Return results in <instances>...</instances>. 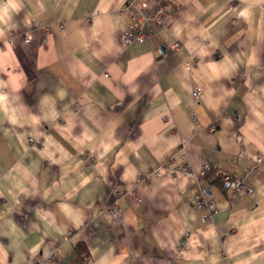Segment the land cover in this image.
Instances as JSON below:
<instances>
[{
    "label": "crops",
    "instance_id": "0c3cea01",
    "mask_svg": "<svg viewBox=\"0 0 264 264\" xmlns=\"http://www.w3.org/2000/svg\"><path fill=\"white\" fill-rule=\"evenodd\" d=\"M127 1L0 0V264H264V0Z\"/></svg>",
    "mask_w": 264,
    "mask_h": 264
},
{
    "label": "built area",
    "instance_id": "2783aa9c",
    "mask_svg": "<svg viewBox=\"0 0 264 264\" xmlns=\"http://www.w3.org/2000/svg\"><path fill=\"white\" fill-rule=\"evenodd\" d=\"M179 0H131L127 1L122 10L126 12L130 17V24L124 31L123 41L128 44L132 41H142L146 37L150 36L149 31H144V25L152 23L154 26H160L163 24V18L168 13L173 5H175ZM153 4V7L151 5ZM151 8V9H150ZM25 40H29V35L25 34ZM179 45L178 41L172 43V47H177ZM199 89L196 88L192 91V97L197 98ZM186 143L185 139H182L181 145L184 146ZM261 162V157L256 155L251 160L249 166L244 171L243 177H234L232 174L226 171H222L220 176L221 180L229 184L236 192L251 191V188L245 183L244 178L250 175H256L259 171V165ZM204 169H207L206 167ZM130 195L139 201V198L135 196V192L130 191ZM194 203L198 208H206L209 211L215 210V203L211 199L204 197L203 193H198L195 196ZM119 211L116 204L108 208V212L114 216ZM86 261V256H80L76 264H84ZM171 264H177L176 262H171Z\"/></svg>",
    "mask_w": 264,
    "mask_h": 264
},
{
    "label": "trees",
    "instance_id": "16d2710c",
    "mask_svg": "<svg viewBox=\"0 0 264 264\" xmlns=\"http://www.w3.org/2000/svg\"><path fill=\"white\" fill-rule=\"evenodd\" d=\"M221 174V173H220ZM221 178V177H220ZM82 250V249H81ZM82 252H83V250H82Z\"/></svg>",
    "mask_w": 264,
    "mask_h": 264
},
{
    "label": "bare ground",
    "instance_id": "6f19581e",
    "mask_svg": "<svg viewBox=\"0 0 264 264\" xmlns=\"http://www.w3.org/2000/svg\"><path fill=\"white\" fill-rule=\"evenodd\" d=\"M129 44V43H128Z\"/></svg>",
    "mask_w": 264,
    "mask_h": 264
}]
</instances>
